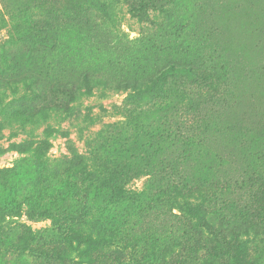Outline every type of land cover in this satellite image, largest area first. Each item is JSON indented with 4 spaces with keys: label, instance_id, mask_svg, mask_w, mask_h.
Returning a JSON list of instances; mask_svg holds the SVG:
<instances>
[{
    "label": "trees",
    "instance_id": "trees-1",
    "mask_svg": "<svg viewBox=\"0 0 264 264\" xmlns=\"http://www.w3.org/2000/svg\"><path fill=\"white\" fill-rule=\"evenodd\" d=\"M169 5L161 0H87L74 9L67 6L62 14L52 6L50 14L63 15L64 25L92 24L95 31L110 37L109 42L94 43L101 47L105 43L119 57L113 72L87 69L51 81L50 90L76 100L95 91L125 92V105L119 106L122 116L130 111L126 103L148 99L160 106V114L141 120L137 151L114 147L120 144V133L106 134L107 129H102L88 137L91 148L79 160L52 170L54 161L46 148H31L47 165L31 178L25 202L41 206L32 217H48L52 222L33 229L18 219L0 217V228L7 230L21 264H264V131H252V124L229 138L225 146L238 150L229 161L210 147L204 128L211 125L206 116L198 115L196 95L213 98V92L226 91L221 88L228 74L223 53L216 47L214 57H202L195 44L187 43L152 73L141 71L145 67L136 57L125 58L124 52L132 56L148 43L152 48L160 44L153 40L169 32L162 31L166 25L160 16L168 13ZM46 11L43 2H36L28 6L30 17L17 15L20 31L15 39L29 33L38 45L54 47L51 34L36 21ZM127 15L139 26L136 31L127 24L138 33L134 38L122 28ZM218 26L198 25L192 38L201 33L211 36ZM181 35L178 40L185 43L187 37ZM10 67V56L0 51L4 118L0 122L25 126L34 115L14 104L18 98L13 103L5 98L2 76ZM16 84L11 86L20 89ZM35 92L27 88L24 94L15 93L26 101ZM41 113L49 116L46 108ZM175 129H180L176 131L180 137ZM176 142L193 151L188 158L193 172L179 179L172 174L173 160L166 158ZM143 178L140 187L132 186ZM55 194L63 204L49 207Z\"/></svg>",
    "mask_w": 264,
    "mask_h": 264
},
{
    "label": "rangeland",
    "instance_id": "rangeland-1",
    "mask_svg": "<svg viewBox=\"0 0 264 264\" xmlns=\"http://www.w3.org/2000/svg\"><path fill=\"white\" fill-rule=\"evenodd\" d=\"M86 1L0 0V51L6 52L11 59L10 70L2 76L6 87L5 98L12 103L18 98L14 104L34 115L25 126L24 122H0V217L6 216L7 220L11 217L18 219L33 229L50 226L52 221L48 217H32L34 211L41 206L25 202L24 195L31 178L47 165L31 148H46L47 155L54 161L52 170L79 160L91 148L88 137L102 129H107L106 134L109 130L120 133V144H114V147L137 151L138 144L142 142L138 136L141 120L144 116L160 114V106L148 99L140 103H126L130 111H125L127 117L122 116L119 106L125 105V92L95 91L92 95L81 96L76 100L50 90L51 81L74 77L87 69L113 72L118 68L115 60L119 55L104 47L110 37L95 31L92 24L79 22L73 26L64 25L61 22L63 15L56 18L57 15L50 14L52 6L62 14L67 6L74 9ZM36 2H43V7L47 10L36 17V21L51 34L52 40L56 42L54 47L38 45L30 38L29 33L24 39H15L20 31L17 15L26 14V17H30L28 6ZM161 2H170L168 13L160 15L166 25L162 31L169 32L153 40L155 43L160 41L157 47L152 48L148 43L135 50L132 53L134 56H129V51L124 52L125 58L130 61L136 57L145 67L140 68L141 71L152 73L158 65L172 59L176 55L174 53L184 50L187 43L191 46L195 44L194 47L202 51V57L210 54L213 56L217 47L219 54L223 53L224 63L228 67L225 82L221 83V88L224 87L226 91L217 92V95L216 91L213 92V98L199 95L195 98L199 100L198 115L206 116L208 125H211L210 129L206 126L204 128L206 141L213 150L232 161L238 150L226 147L229 138L252 124V131H264V0ZM129 17L126 16L122 28L130 33V38H134L138 36L136 31L139 26ZM188 23L190 27L187 29L185 26ZM127 24H131L136 31H130ZM208 24L219 25L218 31L214 30L211 36L201 33L192 38L196 26L205 27ZM183 34L187 37L185 43L178 40L180 35L185 38ZM96 41L105 43L101 47L94 43ZM12 83L20 89L15 90ZM27 88L36 91L33 95L35 97L23 101V95L20 98L17 96L24 94ZM45 108L49 114L47 118L41 113ZM3 119L0 114V121ZM121 122L124 127H121ZM47 128L46 135L40 134ZM179 130H174L178 137L180 136L176 131ZM29 133L33 135L27 138ZM167 151L166 158L173 160L176 166L172 174L177 179L190 176L193 169L188 158L193 151L190 152L189 146L176 142ZM144 179L135 180L132 186L140 187ZM62 204L55 194L47 205L60 207ZM7 233L5 228H0V264H21V257L9 245Z\"/></svg>",
    "mask_w": 264,
    "mask_h": 264
}]
</instances>
